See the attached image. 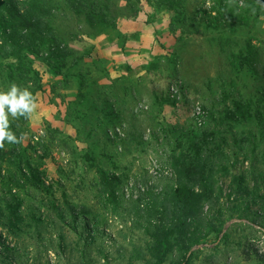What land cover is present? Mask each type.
<instances>
[{"label":"rangeland","instance_id":"obj_1","mask_svg":"<svg viewBox=\"0 0 264 264\" xmlns=\"http://www.w3.org/2000/svg\"><path fill=\"white\" fill-rule=\"evenodd\" d=\"M102 1L120 16L91 26L48 0L66 55L22 50L40 88L18 86L36 107L0 147V264H264V0ZM137 18L160 31L140 58L116 26ZM101 35L117 58L80 49ZM105 67H128L119 87L96 84ZM183 185L195 206L177 204Z\"/></svg>","mask_w":264,"mask_h":264},{"label":"trees","instance_id":"obj_2","mask_svg":"<svg viewBox=\"0 0 264 264\" xmlns=\"http://www.w3.org/2000/svg\"><path fill=\"white\" fill-rule=\"evenodd\" d=\"M47 2L48 0H0V58L10 59L12 57L17 62V67L8 66L3 67V72L0 70V82L5 76V82L9 85L15 83L20 86L28 83L35 86L36 90L39 89V73L24 58L22 50L33 49L45 40L52 43L49 49L63 53V56L66 55L58 45L53 29L48 27L52 13L51 9L46 7ZM63 3L73 15L84 16L91 22V26L96 24L98 18L103 23H108L120 16L118 7H111L108 1L107 5L101 0H63ZM171 4L172 0H159L156 3L157 9L167 10L172 9ZM56 74H59L58 70ZM32 93L34 94L35 91ZM108 191L113 194L111 187H108ZM174 196L181 208L195 206V202L200 200L194 189L185 185L176 189ZM85 213L86 211L83 210V214ZM189 257L190 254L184 253L182 264H186Z\"/></svg>","mask_w":264,"mask_h":264},{"label":"crops","instance_id":"obj_3","mask_svg":"<svg viewBox=\"0 0 264 264\" xmlns=\"http://www.w3.org/2000/svg\"><path fill=\"white\" fill-rule=\"evenodd\" d=\"M137 19L135 20H119L117 22V30H119L122 34H138L139 35V41L137 42V46H135V49L140 52L137 56L138 58L144 56L145 52L148 50V45H151V42H153V31L156 30L158 31L157 25L153 24L152 26L148 24H144L141 22H138ZM162 30V27L160 28ZM159 42H162L163 38H165V33H162L161 31V36H158ZM147 43V44H146ZM79 45H82L80 49L83 47L93 49V51L100 56L101 53L103 52H108L109 54H114L115 58H117V53H118V48H114L116 46L113 44L112 41H110L107 36H98L95 38H90L87 36H84L83 39L78 43ZM117 47V46H116ZM127 48H130V46L127 44ZM132 47V46H131ZM78 48V47H77ZM122 58V57H121ZM125 60H127L125 58ZM128 67H105L107 76L103 79H98L96 84H98L100 87H119L120 80L124 79L128 71L126 70ZM130 69L136 70L140 69L142 71V67H129ZM72 70V69H71ZM70 70V71H71ZM143 72V71H142ZM55 75V76H54ZM52 77H55L56 80L58 81L59 78H61V74H54ZM120 79V80H119ZM51 80V79H50ZM53 81H51L52 84ZM76 82L70 81V84H76ZM46 89V88H45ZM50 91H47V94L51 96ZM54 95V94H52ZM58 95L56 94V97Z\"/></svg>","mask_w":264,"mask_h":264},{"label":"clouds","instance_id":"obj_4","mask_svg":"<svg viewBox=\"0 0 264 264\" xmlns=\"http://www.w3.org/2000/svg\"><path fill=\"white\" fill-rule=\"evenodd\" d=\"M36 105L32 93L27 88H20L15 83L6 90H0V147L4 144H17L18 138L10 129L9 121L18 117L28 119ZM43 135V133H41Z\"/></svg>","mask_w":264,"mask_h":264},{"label":"built area","instance_id":"obj_5","mask_svg":"<svg viewBox=\"0 0 264 264\" xmlns=\"http://www.w3.org/2000/svg\"><path fill=\"white\" fill-rule=\"evenodd\" d=\"M178 95V91L177 88L172 87L169 91V97L170 98H176L179 99ZM190 113H191V117L192 119L195 121V123L200 126L202 123V120L204 118V110L203 108L199 105V103H193L192 105H190Z\"/></svg>","mask_w":264,"mask_h":264}]
</instances>
